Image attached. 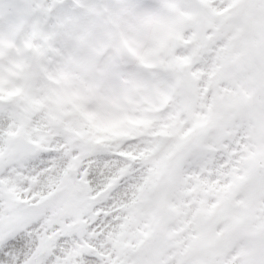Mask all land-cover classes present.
<instances>
[{"label": "snow or ice", "instance_id": "6c2138e0", "mask_svg": "<svg viewBox=\"0 0 264 264\" xmlns=\"http://www.w3.org/2000/svg\"><path fill=\"white\" fill-rule=\"evenodd\" d=\"M166 7L114 134L0 130V264H264V0Z\"/></svg>", "mask_w": 264, "mask_h": 264}, {"label": "clouds", "instance_id": "9594fccd", "mask_svg": "<svg viewBox=\"0 0 264 264\" xmlns=\"http://www.w3.org/2000/svg\"><path fill=\"white\" fill-rule=\"evenodd\" d=\"M58 2L30 0L0 29V130L19 131L39 113L70 121L78 133L110 136L117 114L143 98L131 69L162 58L173 23L169 0L159 11L74 0L84 21L55 15ZM12 7L0 3V15Z\"/></svg>", "mask_w": 264, "mask_h": 264}, {"label": "rangeland", "instance_id": "374dc122", "mask_svg": "<svg viewBox=\"0 0 264 264\" xmlns=\"http://www.w3.org/2000/svg\"><path fill=\"white\" fill-rule=\"evenodd\" d=\"M28 2H30V0H9V4L15 7L9 9L7 17L0 15V29H3V27L8 23L9 18L21 15L23 13V9L20 6ZM100 2L109 5L130 3L141 10L159 11L163 9L165 0H100ZM73 3L74 0H59V2L57 3L56 7L53 10L54 14L64 15L67 12H72L81 21H84L86 17H84L82 10L73 8L72 7Z\"/></svg>", "mask_w": 264, "mask_h": 264}, {"label": "trees", "instance_id": "16d2710c", "mask_svg": "<svg viewBox=\"0 0 264 264\" xmlns=\"http://www.w3.org/2000/svg\"><path fill=\"white\" fill-rule=\"evenodd\" d=\"M0 3H9V0H0Z\"/></svg>", "mask_w": 264, "mask_h": 264}]
</instances>
